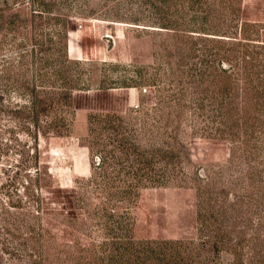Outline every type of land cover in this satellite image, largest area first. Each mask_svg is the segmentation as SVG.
I'll return each mask as SVG.
<instances>
[{
    "label": "rangeland",
    "instance_id": "1",
    "mask_svg": "<svg viewBox=\"0 0 264 264\" xmlns=\"http://www.w3.org/2000/svg\"><path fill=\"white\" fill-rule=\"evenodd\" d=\"M0 264H264V0H0Z\"/></svg>",
    "mask_w": 264,
    "mask_h": 264
}]
</instances>
